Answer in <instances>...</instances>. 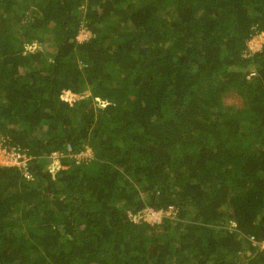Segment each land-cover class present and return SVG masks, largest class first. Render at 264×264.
I'll return each instance as SVG.
<instances>
[{
	"label": "trees",
	"instance_id": "obj_1",
	"mask_svg": "<svg viewBox=\"0 0 264 264\" xmlns=\"http://www.w3.org/2000/svg\"><path fill=\"white\" fill-rule=\"evenodd\" d=\"M260 32L264 0H0V139L32 156L0 165V264H264Z\"/></svg>",
	"mask_w": 264,
	"mask_h": 264
},
{
	"label": "built area",
	"instance_id": "obj_2",
	"mask_svg": "<svg viewBox=\"0 0 264 264\" xmlns=\"http://www.w3.org/2000/svg\"><path fill=\"white\" fill-rule=\"evenodd\" d=\"M83 32V31H82ZM264 34L263 32L257 33L249 37V40L246 41V49L243 52V56H250L252 53L260 51L263 46L256 48L252 44V40L257 38L258 35ZM80 40V39H79ZM264 45V42L262 43ZM33 47H35L33 45ZM250 73V75H252ZM65 151L68 153V156L73 157L76 162L81 160L93 158V153L90 147H85L77 153H73L69 144L65 146ZM62 152L53 151L49 154V169L55 170L60 166L59 156ZM32 156L28 155L23 149L19 147H10L7 148L4 146V140L0 139V165L7 166H16L17 169L21 172L22 176L30 180L32 179V174L29 171V165L31 164ZM178 214V207L175 204H169L165 207L153 208L151 206H144L141 209L135 212H128V220L132 223L138 224L142 222H147L150 224H159L163 221L164 218L174 219ZM264 247V241L260 245Z\"/></svg>",
	"mask_w": 264,
	"mask_h": 264
},
{
	"label": "rangeland",
	"instance_id": "obj_3",
	"mask_svg": "<svg viewBox=\"0 0 264 264\" xmlns=\"http://www.w3.org/2000/svg\"><path fill=\"white\" fill-rule=\"evenodd\" d=\"M82 31H83V32H82ZM87 35H88L87 31H85V30H81L80 33L78 34V39L82 40V39L86 38ZM253 38H254V39H253L251 42H252V44H253L256 48H259L260 46H263L262 43L264 42V34H263V35H262V34L258 35L256 39H255V37H253ZM248 40H249V39H248ZM33 45H34V44H33ZM33 45H32V46H33ZM37 46H38L37 48L40 47V45H37ZM31 49H33V48H31ZM248 76H251V75L249 74ZM224 96H225V98H224V103H226V105H227V104H232V102H233V96L231 95V93H227V94H225ZM47 159L49 160L48 157H47Z\"/></svg>",
	"mask_w": 264,
	"mask_h": 264
},
{
	"label": "clouds",
	"instance_id": "obj_4",
	"mask_svg": "<svg viewBox=\"0 0 264 264\" xmlns=\"http://www.w3.org/2000/svg\"><path fill=\"white\" fill-rule=\"evenodd\" d=\"M169 205V204H168ZM146 206H149V205H146ZM152 207V206H151ZM154 208V207H153ZM128 213V212H127ZM128 218V217H127ZM165 219V218H164ZM163 219V220H164ZM168 219H170V218H168ZM175 219V218H174ZM170 220H173V219H170ZM163 222V221H162ZM161 222V223H162ZM132 223V222H131ZM142 223H146V224H148V225H150V226H154V225H159V224H150V223H147V222H142ZM133 224H135V223H133ZM138 224H141V223H138ZM264 240H262V241H260L258 244H260L261 245V243L263 242ZM261 247V246H260ZM261 248H263L264 249V247H261Z\"/></svg>",
	"mask_w": 264,
	"mask_h": 264
}]
</instances>
